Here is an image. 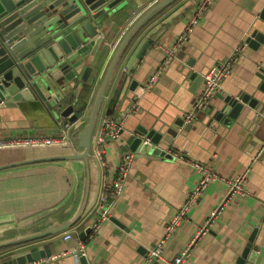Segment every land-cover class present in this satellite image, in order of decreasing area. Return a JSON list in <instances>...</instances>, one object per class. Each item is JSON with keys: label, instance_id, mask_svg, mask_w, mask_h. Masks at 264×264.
Returning a JSON list of instances; mask_svg holds the SVG:
<instances>
[{"label": "crops", "instance_id": "1", "mask_svg": "<svg viewBox=\"0 0 264 264\" xmlns=\"http://www.w3.org/2000/svg\"><path fill=\"white\" fill-rule=\"evenodd\" d=\"M156 1L125 0L121 8L112 11L104 21L99 29L104 41L97 57L90 56L88 62H92L94 70L87 82L90 91L86 93L83 115L95 102L98 83L118 45L135 21ZM199 1L176 0L137 31L110 77L94 132L99 129L102 117L120 115L132 106L134 100L127 101L131 100L128 82L136 79L140 84L148 83L167 55L164 48L172 46L184 32L187 19ZM263 10L264 0H214L183 49L178 50L164 68L158 83L140 97L136 96L139 104L124 123L122 137L126 139L138 126L155 128L166 134L183 120L184 125L179 127L182 132L173 137L170 145L159 143V146L189 160L200 161L227 179L248 170L247 195L231 199L221 216L190 248L183 264H235L257 225L259 229L248 261L264 264V154L261 159L252 161L264 140V91L260 90L264 80V44L258 49L249 45L243 49L233 71L223 80L220 91L235 96L251 93L261 99L258 109L247 107L232 126L213 121L214 129L206 126L208 117L198 113L189 129L185 128L189 122L185 120L186 114L204 89L203 81L191 78L192 72L208 71L222 63L235 46L246 41L255 30L264 32ZM149 40L150 46L142 53ZM190 59L194 62L192 66L187 64ZM72 84L66 93L67 96L74 95L71 104L78 106L76 101L82 84ZM52 103V110L35 100L17 101L1 107L0 138L55 135L64 106L53 100ZM221 103L217 96L210 102L215 109ZM247 116L252 121L245 129ZM126 151H133L126 141L112 139L105 146V162L96 156L92 143L88 162L53 161L0 170V249L3 248L0 256L4 257L8 252L17 255L37 248H50L53 252L50 257L55 256L51 264H143L148 250L165 236L172 215L199 182V173L190 161L133 151L136 156L130 175L123 193L111 207L110 219L93 236L89 233L83 240L86 262L66 253L77 246L76 234L94 220L104 188V176L116 170ZM31 155L27 151L0 152V164ZM228 187L225 180L211 181L190 207L187 218L165 238L164 259L151 264H167V260L180 255L212 209L226 196ZM113 216L123 227L112 219ZM64 225L68 226L42 238L25 239ZM67 231L74 232L75 236L65 239ZM17 239L26 241L12 243Z\"/></svg>", "mask_w": 264, "mask_h": 264}, {"label": "water", "instance_id": "2", "mask_svg": "<svg viewBox=\"0 0 264 264\" xmlns=\"http://www.w3.org/2000/svg\"><path fill=\"white\" fill-rule=\"evenodd\" d=\"M124 1L0 0V108L17 101L33 100L39 101L49 110L54 107L52 100L62 105L63 98L67 96L66 91L71 88L73 82L77 86L79 83L83 85L88 82L94 70L92 62L88 63L90 56L97 57L104 41V35L99 29L103 27L104 21L112 11L121 8ZM174 1L176 0H157L131 26L114 52L106 73L101 77L94 105L92 104L86 115L78 116L74 104L62 109V117L73 122L66 142L52 145H2L0 152L27 151L32 155L2 163L0 170L42 162L68 160L88 162L92 155L98 109L102 100L106 98L105 91L120 56L137 31L157 12ZM261 17L264 19V10ZM247 41L251 48L258 49L264 44V32L255 30ZM149 46L150 40L146 42L142 53ZM187 64L192 66L194 62L190 59ZM202 74L192 72L191 78L204 82ZM144 86L145 84H140L136 79L130 80L127 88L128 98L131 100L127 101L131 102L136 96L140 97L145 91ZM260 90L264 91V80ZM216 96L222 100L218 108L215 109L213 104H209L206 109L197 112L208 117L206 126L211 129L215 128L212 125L213 121L223 123L224 126H232L247 107L258 109L261 104L260 98L248 92L236 96L217 93ZM197 114L186 127L184 126L186 129H189L199 116ZM251 121L252 118L249 116L245 118V129ZM183 125L184 121H179L166 134L155 128L138 126L122 141H126L133 151L152 152L155 155L173 158L172 155L165 153L159 143L170 145L173 137L182 132L179 127ZM144 139H147V142ZM261 141L262 139L259 142ZM112 219L123 227L114 216ZM67 226L50 228L25 239L42 238ZM258 229L257 225L235 264H251L248 260ZM90 232L91 226H88L78 233V237L85 240ZM25 241L17 239L12 243ZM52 253L50 248H37L17 255L8 252L4 257L0 256V264H28L50 257ZM77 256L81 262H86L85 255Z\"/></svg>", "mask_w": 264, "mask_h": 264}, {"label": "built area", "instance_id": "3", "mask_svg": "<svg viewBox=\"0 0 264 264\" xmlns=\"http://www.w3.org/2000/svg\"><path fill=\"white\" fill-rule=\"evenodd\" d=\"M214 0H200L197 7L192 10L191 15L187 19L186 27L184 32L178 37L176 42L167 48H164L167 55L165 59L159 64L157 69L154 71L152 76L150 77L148 83L144 86L145 90H151L160 80L164 68L170 64V62L175 58L178 50L183 48L186 42L189 40L191 33L194 31L195 27L199 24L201 18L203 17L205 11L213 4ZM250 36V35H249ZM248 36V37H249ZM249 45L248 41L239 42L232 50L231 54L220 64L212 66L205 73L202 74L204 80V89L203 91L196 97L192 109L186 114L185 120L188 122L194 118L197 112L206 109L212 98L216 96L217 93H221L222 90V82L223 80L231 74L233 71L234 65L239 60V57L243 51V49ZM139 101L135 99L133 101L132 106L117 116H104L101 118L100 127L95 132L93 138L94 152L96 156L103 162H105V146L112 139H120L122 141V130L124 128V123L128 119V117L135 112ZM58 132L55 135L50 136H36V135H26V136H14L9 138H0V146L2 145H31V144H44V145H52L64 143L67 141L70 132L73 128V122L67 118L58 119ZM147 142V140L145 141ZM166 154L172 155L174 158H178L181 160L190 161L191 165L194 169L199 173V182L197 186L188 193L180 207L177 211L172 215L170 221L166 225V234L165 236L157 242L153 247H151L143 264H151L155 261L163 260V246L165 242V238L167 235L173 233L182 223L184 219L187 218L188 211L190 207L197 201V199L201 196L204 189L207 185L214 180H225L228 182V191L223 200L215 206L210 212L208 218L205 223L200 227L199 231L196 235L191 239V243L187 246L180 255L176 256L171 260H167V264H183L185 257L189 254L190 248L197 242L199 237L209 230V227L212 223L217 220L224 209L227 207L228 203L235 196H245L248 191L245 189V183L247 181V173L248 170L238 174L237 176L227 179L224 176L213 172L208 166L203 164L200 161H192L184 157L182 154L173 152L171 149L165 150ZM264 154V140L260 143L259 147L255 151L252 161H257L261 159ZM135 153L133 151H126L120 162L116 166V170L114 172L109 171L108 174L104 176V188L103 192L99 199V204L95 209V218L90 223L91 226V236L96 233L102 224L109 220L112 211L111 207L115 203V201L120 197L123 193L125 184L130 175L131 167L133 160L135 158ZM74 232L67 231L64 235L65 239H72L74 237ZM76 238L78 244L76 247L68 250L66 253L74 254V255H85L86 244L85 242L78 237L76 234ZM55 258V256L37 260L34 262H30L28 264H42L43 262L51 261Z\"/></svg>", "mask_w": 264, "mask_h": 264}, {"label": "trees", "instance_id": "4", "mask_svg": "<svg viewBox=\"0 0 264 264\" xmlns=\"http://www.w3.org/2000/svg\"><path fill=\"white\" fill-rule=\"evenodd\" d=\"M88 91H90V85L88 83H85L82 85V91L81 94L79 95V97L77 98V105L75 103V108H76V113L78 114V116H82L85 108H86V101H85V97H86V93H88ZM75 100L74 95L71 96H66L65 98H63L62 100V104L65 107V105H69L71 104L73 101ZM110 115H113L112 113H109ZM3 248L0 249V251H2Z\"/></svg>", "mask_w": 264, "mask_h": 264}]
</instances>
